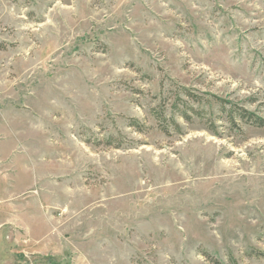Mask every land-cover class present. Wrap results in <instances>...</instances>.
<instances>
[{
    "label": "rangeland",
    "instance_id": "374dc122",
    "mask_svg": "<svg viewBox=\"0 0 264 264\" xmlns=\"http://www.w3.org/2000/svg\"><path fill=\"white\" fill-rule=\"evenodd\" d=\"M238 109L264 120V0H0V146L63 264H264ZM25 249L0 232V264Z\"/></svg>",
    "mask_w": 264,
    "mask_h": 264
},
{
    "label": "crops",
    "instance_id": "0c3cea01",
    "mask_svg": "<svg viewBox=\"0 0 264 264\" xmlns=\"http://www.w3.org/2000/svg\"><path fill=\"white\" fill-rule=\"evenodd\" d=\"M3 143L4 141H0V145ZM1 147L0 232L5 231L7 237L14 240L15 246L26 248L21 251V255L26 257L27 255L32 257L53 256L64 259L70 253L66 248V230L57 229L56 220H40L37 210L40 206L37 202L27 200L25 205L19 202L20 194L14 186L16 168L13 163L12 166L6 164L5 160L8 157H4L3 147ZM6 179L10 182L9 186L5 185ZM33 206H35V211ZM24 210L26 214H23ZM62 262L68 263V260L65 258Z\"/></svg>",
    "mask_w": 264,
    "mask_h": 264
},
{
    "label": "trees",
    "instance_id": "16d2710c",
    "mask_svg": "<svg viewBox=\"0 0 264 264\" xmlns=\"http://www.w3.org/2000/svg\"><path fill=\"white\" fill-rule=\"evenodd\" d=\"M186 92V94H187V97L189 98V99H193V100H197V101H195V102H199V99L197 98V97H195L194 95H192L190 92H187V91H185ZM223 103V102H222ZM189 110H190V112H192V113H194V114H196L197 116H202V114L201 113H198V112H196L194 109H192V108H189ZM224 112H226V110H224ZM181 113V112H180ZM236 114H237V116L241 119V121H243V122H245V123H247V124H252V125H255V126H257V127H262V128H264V120H262V119H259V118H257L255 115H253V114H251V113H249L248 111H246V110H244V109H238V110H236ZM181 115H182V117L186 120V121H188V122H191V116H189L188 114H186V113H181ZM156 116V118L158 119V120H161L162 119V116H163V113H162V115L160 116V115H155ZM235 121H236V118L234 117V115H232L231 116V122L233 123V124H235ZM175 123V122H174ZM173 123V124H174ZM175 127H176V129L177 130H179V128H178V125L175 123ZM210 128V127H209ZM163 129V131L165 132V133H168V130H166V129H164V128H162ZM211 130H215V128H214V125H211V128H210ZM32 258V259H31ZM30 259H31V261H30ZM16 262H17V264H33V263H40V264H63V262L60 260V259H58V258H54V257H47V258H45V257H40V256H35V257H26V256H24V255H19V256H16Z\"/></svg>",
    "mask_w": 264,
    "mask_h": 264
}]
</instances>
